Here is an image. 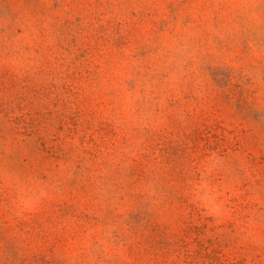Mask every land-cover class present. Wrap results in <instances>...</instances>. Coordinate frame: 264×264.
I'll return each instance as SVG.
<instances>
[{
	"label": "rangeland",
	"instance_id": "1",
	"mask_svg": "<svg viewBox=\"0 0 264 264\" xmlns=\"http://www.w3.org/2000/svg\"><path fill=\"white\" fill-rule=\"evenodd\" d=\"M0 264H264V0H0Z\"/></svg>",
	"mask_w": 264,
	"mask_h": 264
}]
</instances>
